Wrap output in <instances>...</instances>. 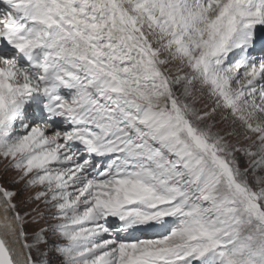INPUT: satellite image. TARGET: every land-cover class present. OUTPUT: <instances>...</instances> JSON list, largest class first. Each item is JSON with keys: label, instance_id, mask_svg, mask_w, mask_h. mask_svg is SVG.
Masks as SVG:
<instances>
[{"label": "snow or ice", "instance_id": "snow-or-ice-1", "mask_svg": "<svg viewBox=\"0 0 264 264\" xmlns=\"http://www.w3.org/2000/svg\"><path fill=\"white\" fill-rule=\"evenodd\" d=\"M0 264H264V0H0Z\"/></svg>", "mask_w": 264, "mask_h": 264}, {"label": "rangeland", "instance_id": "rangeland-1", "mask_svg": "<svg viewBox=\"0 0 264 264\" xmlns=\"http://www.w3.org/2000/svg\"><path fill=\"white\" fill-rule=\"evenodd\" d=\"M0 167H2V165H0ZM13 177H14V173L12 172L0 173V183H4L12 188H18L20 186L19 184H15L11 182Z\"/></svg>", "mask_w": 264, "mask_h": 264}]
</instances>
